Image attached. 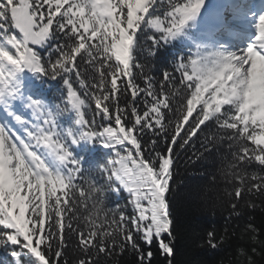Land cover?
Instances as JSON below:
<instances>
[{"label":"snow or ice","instance_id":"6c2138e0","mask_svg":"<svg viewBox=\"0 0 264 264\" xmlns=\"http://www.w3.org/2000/svg\"><path fill=\"white\" fill-rule=\"evenodd\" d=\"M169 48L187 51L152 75ZM197 143L221 157L210 200L264 207V0H0V264H152L154 242L173 264L177 160Z\"/></svg>","mask_w":264,"mask_h":264},{"label":"trees","instance_id":"16d2710c","mask_svg":"<svg viewBox=\"0 0 264 264\" xmlns=\"http://www.w3.org/2000/svg\"><path fill=\"white\" fill-rule=\"evenodd\" d=\"M178 50L187 51L186 48L162 50L163 54L152 60L154 65L152 75L159 77L161 66L166 60L170 61L172 54ZM48 87L50 92L54 93L58 85L56 82H50ZM199 150L202 149L197 143L194 148L189 147L181 153L177 160L175 177L177 187L173 205L176 236L173 264H240L243 258L238 256L239 246L247 248L249 254L251 248L256 247L255 262L264 264V246L253 245L247 236L243 240L238 239L245 226L252 223L260 229V239L264 241V207H257L255 210L245 208L242 216L229 218L230 209L226 200L223 203H216L209 199L218 188H223V182L219 178L220 154L213 153L211 156L206 154V158L195 160L193 153ZM213 176L217 177L215 184L212 181ZM111 202H117V197L112 196ZM119 202L123 203V198H120ZM256 203L264 204V197L257 199ZM210 229H215L217 236L224 234L227 229L230 239L216 249L199 247L198 242ZM233 231L236 235H233ZM152 250L155 253L152 264H167V258L160 254L155 242L152 244ZM4 258L6 256L0 250V260ZM132 261L134 257L119 258V264H131Z\"/></svg>","mask_w":264,"mask_h":264}]
</instances>
